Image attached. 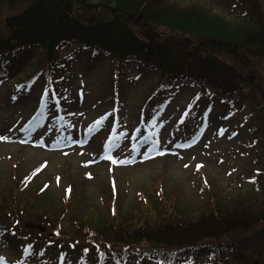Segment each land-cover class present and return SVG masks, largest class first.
Here are the masks:
<instances>
[{"label":"rangeland","instance_id":"obj_1","mask_svg":"<svg viewBox=\"0 0 264 264\" xmlns=\"http://www.w3.org/2000/svg\"><path fill=\"white\" fill-rule=\"evenodd\" d=\"M259 1L264 16V0ZM29 2L0 0L1 32H7L4 26L6 17L21 12ZM166 6L167 10L183 9L179 11L187 13L189 31L184 33L187 46L193 44L190 38L210 33L209 22L204 21L203 14L198 11L203 10L201 8L205 7L211 15H219L224 24L243 25L237 20L245 10L242 3L235 0H166ZM193 6L196 9H192ZM176 12L170 11L169 14ZM137 20L139 24L140 19ZM171 35L180 38L181 31H172ZM42 54L38 44H30L14 53L7 51L1 55L8 74L0 75V137H7L0 140V194L7 196V202L10 197H18L21 199L17 203L26 204L19 213L12 211L0 215L5 223L0 228L2 264H80L82 246H89L93 235L105 240L115 239L108 221L100 227L104 233L85 230L82 221L88 212L96 217H106L110 207L115 209L114 197L124 217H129L132 211H142L137 205L145 198L154 205L157 201L165 204L161 212L174 213L202 212L208 205L207 199H214V194H220L222 202L237 197L255 208L264 207V193L256 189L258 183H264V173L256 169L260 163L264 164V140L261 135L259 145L253 150L246 144L254 143L251 138L255 135L247 128L254 121L247 123L243 116L253 105L251 100L247 101V107L228 115L227 107L215 99L204 105L203 114L197 111L195 119L189 117L180 125L179 116L188 108L187 104L195 93L193 85L177 81L168 92L158 96V101L146 106L143 101L147 92L157 86V71L130 59L124 75L118 74L107 56L96 55L74 44L60 50L65 66L57 70L60 77L57 84L60 90L57 100L61 107L59 114L55 110V101H50V92L41 102L44 87L50 85L45 84L49 79H44L43 75L32 79L34 82L30 86L15 85L16 78L24 79L23 75L33 71ZM250 71L253 75L256 72L264 75V65ZM261 91L264 94V86ZM38 106L41 107L39 111ZM141 108L145 113L143 121H139L138 115ZM112 109L116 111L119 133L123 135L120 149L111 157L124 162L130 160L127 165L102 159L95 153L98 139L93 138L89 128L95 125L103 132L109 126L105 120L99 126L93 121L105 112L111 113ZM36 110L38 113L33 117ZM42 110L48 115L46 121L37 120ZM60 115L64 116L63 124L55 121ZM199 116L205 120L201 137L186 146L188 141L184 140L197 128L190 127L202 121ZM36 120L35 126L32 125ZM137 120L140 126L145 123L147 129L139 136L141 142L148 143L147 152L153 153L149 152V158L135 162L134 146L135 149L139 146L140 138L132 139V131L137 127ZM146 132L151 133L149 138H143ZM87 136L85 144L80 145V139ZM23 140L27 142L21 143ZM158 147L164 149V155L158 154ZM66 192H73L75 206L73 212L62 220V226L56 225L54 220L50 225L40 223L27 213L36 214L29 207L32 202L39 213L41 209L43 213L59 214L64 205L62 202L68 196ZM74 218L81 219L73 221ZM25 222L38 223L45 233L51 235L54 227H59L58 232L62 235L56 237L58 242L74 243L75 247L64 244L66 248L61 249L59 245H48L46 240L49 242V239L43 235L38 241L35 238L40 235L38 230L26 228ZM263 243L264 228H260L240 243L234 257L228 258L226 264H244L249 254ZM27 244L30 245L29 256L22 261L16 260ZM134 255L129 256L126 264H155L152 261L141 263ZM205 260L204 254L187 264H205ZM94 263L92 250L83 264Z\"/></svg>","mask_w":264,"mask_h":264},{"label":"trees","instance_id":"obj_2","mask_svg":"<svg viewBox=\"0 0 264 264\" xmlns=\"http://www.w3.org/2000/svg\"><path fill=\"white\" fill-rule=\"evenodd\" d=\"M235 1L241 2L245 10L237 20L243 25L224 24L219 15H211L205 7L201 8L203 10L198 11L203 14V20L209 22L210 33L190 38L193 41L191 47L186 45L187 38L184 39V33L189 31L187 13L179 11L183 9L167 10L166 0H30L21 12L10 14L4 21L7 32L0 31V74L6 73L2 53L15 52L30 44H38L43 54L35 62L33 71L23 75L20 82L32 79L37 73H44L47 80L53 78L56 70L64 66L60 54L63 46L77 44L88 52L105 55L113 70L123 75L126 63L134 59L158 72L156 88L148 91L143 101L146 106L152 105L177 81L188 82L195 87L183 124L189 117L195 119L197 111L203 113L204 105L215 99L227 107L230 115L247 107V101L251 100L253 105L243 116L247 123L254 121L247 126L250 132L255 133L251 138L254 143H246L253 150L259 145L261 135L264 140V94L261 91L264 75L258 72L253 75L250 71L264 65V16L259 0ZM170 11L178 12L169 14ZM137 19H140L139 24ZM177 30L181 31L180 38L171 35ZM143 114L141 108L139 121L145 119ZM103 117H107L104 120L109 128L117 124L116 114L108 113ZM199 126L193 123L190 129H199ZM139 132L137 120L134 133L137 136ZM102 135L103 132H98V137ZM116 135L117 130L112 136ZM118 149L116 147L112 151ZM257 170L263 174L264 164L260 163ZM256 189L264 193V183H258ZM66 193L68 196L62 202L64 205L59 214L43 213L41 209L39 213L32 202L29 207L37 215L27 213L40 223L50 225L54 220L56 225L62 226V220L73 212L75 206L73 192ZM213 196L214 199H207L208 205L202 212L193 213L161 212L165 204L157 201L154 205L145 198L137 205V209L142 211H132L129 217L121 214L114 197L115 209L110 207L106 217H96L88 212L82 221L84 229L92 233L94 230L104 233L100 227L108 221L115 239L105 240L92 234L90 245L82 246L80 264L92 250L94 264L108 261L110 264H126L129 256L134 254L141 263L184 264L205 254V264H226L228 258L234 257V251L242 241L264 228V207L255 208L237 197H229L222 202L220 194ZM6 199L7 196L0 194V215L12 211L19 213L21 207H26L25 203H17L21 198L10 197L8 202ZM80 219L74 218L73 221ZM58 230L59 227H54V236L37 231L40 235L35 238L39 241L46 236L48 245L66 248L64 244L69 242H58L56 237L62 235ZM69 246L75 247L74 243ZM244 264H264V243L249 254Z\"/></svg>","mask_w":264,"mask_h":264},{"label":"snow or ice","instance_id":"obj_3","mask_svg":"<svg viewBox=\"0 0 264 264\" xmlns=\"http://www.w3.org/2000/svg\"><path fill=\"white\" fill-rule=\"evenodd\" d=\"M106 118H107V117H103V118L97 120V121L95 122V124H96L97 126H99V125L103 122V120L106 119ZM113 127L115 128V125H114ZM90 130H91V129H90ZM22 131H23V129H22ZM120 135H123V134H120ZM2 139H7V137H0V140H2ZM117 139H118L117 136H112V135H110V137H109V141H107L106 144H105V151H106V152H110L113 148H116V147L119 146V144L117 143ZM26 142H27L26 140L21 141V143H26ZM85 142H86V141H85ZM134 150H135V146H134ZM158 154H159V155H164L163 152H160V153H158ZM144 155H145V158H149V153H144ZM101 158H102V159H109V160H111L113 163H118V162H119V163H123V161H116V160L113 159L110 155H102ZM197 167L199 168V167H201V166L198 165ZM36 171L38 172V171H40V169H37ZM33 175H35V173H33ZM58 179H59V178H58ZM45 187H47V185H46ZM42 191H43V189H42ZM29 248H30V246H29V247H26V248L24 249L25 254H27V253L29 252ZM85 251H87V249H85ZM0 259H2V258H0ZM18 264H20V262H18Z\"/></svg>","mask_w":264,"mask_h":264},{"label":"water","instance_id":"obj_4","mask_svg":"<svg viewBox=\"0 0 264 264\" xmlns=\"http://www.w3.org/2000/svg\"><path fill=\"white\" fill-rule=\"evenodd\" d=\"M25 226H28V227H33V228H37L39 230L42 229V227L38 224H34V223H26Z\"/></svg>","mask_w":264,"mask_h":264}]
</instances>
